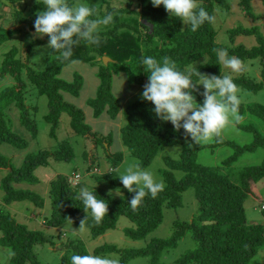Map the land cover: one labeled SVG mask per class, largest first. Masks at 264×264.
Returning a JSON list of instances; mask_svg holds the SVG:
<instances>
[{
  "label": "trees",
  "instance_id": "obj_1",
  "mask_svg": "<svg viewBox=\"0 0 264 264\" xmlns=\"http://www.w3.org/2000/svg\"><path fill=\"white\" fill-rule=\"evenodd\" d=\"M5 0H0L3 5ZM14 3L16 0H6ZM86 5L95 8L97 14L103 17L107 13L113 14V22L108 26H100L98 44L80 40L73 47V54L69 59L62 58L60 51L49 49V55L42 71H35L29 63V54L33 47L43 41H48V36L31 41L24 52V57H18V50L12 47L2 57L0 62V80L6 76L12 77L14 85L0 92V145L7 144L14 149H25L28 146L26 138L13 132L10 126L7 110L16 108L18 122L34 139L38 128L33 116L37 112L36 106L26 104L25 87L22 79L24 73L28 83L38 96L44 95L47 99V112L44 120L49 124V136L53 137L58 127L61 114L69 116V126L74 135L91 138L93 141L102 142L111 138V133L97 138L85 123L81 109L62 100L61 93L78 95L82 79L75 74L71 82L63 81L59 75L64 66L72 61L85 62L97 69L96 76L99 85L95 96L87 100V105L92 110L94 118L106 115L109 120L123 116L124 123L119 127V136L122 145L130 156L135 157L142 167H146L156 154L166 147L176 144L181 145L178 159L165 158L167 169L162 170L161 176L165 183L163 191L155 197L148 194L141 205L133 211L129 201L134 193L128 192L126 198L119 199L102 191L92 190L97 199H103L108 204V213L100 223H96L91 211L84 209L82 200L76 199L78 192L76 186H71L70 176L57 174L49 181L47 195L50 200V214L45 224L48 227H58L64 221L73 218L76 226L87 217L84 225L89 229L92 237H98L108 230L114 229L120 216H126L133 224V228H126L123 233L132 240H140L154 231L162 222L163 208H177L181 204V193L188 188L194 189L197 201V213L190 221H174L172 234L164 239L152 238L145 247L138 249H120L114 245H101L93 250L94 255H104L115 252L119 255L120 264H127L131 259L142 257L146 264H162V254L177 246L185 236L194 242V248L186 251L176 260L177 264H248L260 248H264V222L246 223L244 201L252 192L255 183L264 179V160L259 165L241 168L234 178L221 173L220 167L199 164L196 161L197 153L206 145L191 143L190 137L186 141L184 130H175L168 121H162L153 112L154 105L137 99L121 108L118 99L112 92V77L123 74L127 84L143 85L149 73L144 71L141 59L151 56L160 60L168 56L175 61L178 70L187 72L195 67L202 74L221 75L222 63L213 49H227L229 56L244 60L264 58V37L257 26H236L227 30L231 38L235 36H253L256 45L249 48L243 45L232 47L220 45L216 42V31L213 22L205 21L196 31L191 25L179 17L169 14L163 5L153 7L151 0H128L125 8L111 7L112 3L102 0L99 3L93 0H84ZM132 1H135V8ZM198 6L203 7L210 15L215 16V8L219 7L229 11L227 0H196ZM264 6V0H260ZM69 6L72 3L67 2ZM238 6L244 16L254 20L250 0H238ZM46 10L43 0L37 1L32 11L38 13ZM131 15L128 19L126 15ZM15 18L20 24V12L15 13ZM123 29V31H122ZM18 31L0 27V45L9 40ZM75 38V37H74ZM107 56L112 62L102 64L101 58ZM200 59L204 62L196 65ZM261 81H254L245 75L233 78L238 88L257 92L264 86V64L260 71ZM200 77L192 76V81L198 91H193L196 102L202 104L203 91L199 85ZM247 112L256 116L264 123V104L239 105L238 113ZM247 130L253 133L254 140L249 145L234 146L235 153L223 161V166H229L236 155L244 150H251L256 146L264 149V135H261L251 126ZM220 143L232 145L221 137H215L214 145ZM110 144V143H109ZM106 142L104 148L106 158L113 167L121 163L123 153L109 152ZM72 147L62 142L50 150H39L28 153L20 166L14 167L11 161L0 153V170L5 173L0 179L2 192L0 204L4 207L13 202L28 201L37 208H43L44 199L30 189L21 188L20 185H35L38 178L34 172L39 167H48L51 162H69L73 158ZM181 170L184 176L176 180L173 170ZM98 169H92V173ZM96 175L101 181L114 186H121L119 178L113 177L109 171ZM72 176V177H73ZM79 176V175H78ZM80 177V176H79ZM80 180V179H79ZM79 183V182H78ZM264 218V205L261 206ZM68 218V219H67ZM50 243L39 230L28 229L16 221L8 213L0 210V246L11 249L14 253L9 257L7 264H39L34 252L36 245ZM82 240L74 239L65 245V253L61 256L59 264H71L73 255H86ZM264 264V263H263Z\"/></svg>",
  "mask_w": 264,
  "mask_h": 264
},
{
  "label": "rangeland",
  "instance_id": "obj_2",
  "mask_svg": "<svg viewBox=\"0 0 264 264\" xmlns=\"http://www.w3.org/2000/svg\"><path fill=\"white\" fill-rule=\"evenodd\" d=\"M39 0H16L14 3H9L6 0L3 5H0V27L4 29L17 28L18 31L9 40L0 45V62L3 55L12 47L18 50V57L23 58L27 45L38 38H42L35 34L34 21L36 15L32 11L33 5ZM102 0H93L99 3ZM111 4V7L117 9L125 8L128 0H106ZM72 3V6L77 4H86L84 0H66ZM132 8H135V1ZM229 11H225L219 7L215 8V21L213 28L216 31V42L220 45L232 47L235 45H243L249 48L256 45L253 36H235L231 38L227 30L236 26L251 27L257 26L262 37H264V6L260 0H250L251 9L255 19L242 14L238 6V0H227ZM20 12L22 18L25 17L20 24L17 23L15 13ZM132 17L126 15L125 18ZM183 26L186 21H183ZM48 41H43L39 45L32 48L29 54V63L35 71H42L44 69L46 60L49 55ZM102 60V58H101ZM205 59H200L194 63V67ZM243 69L240 72H233L231 69L225 67L222 63L221 75H230L232 78L239 75H245L252 78L254 81H261L260 71L264 64L263 59L244 60ZM85 62L72 61L64 66L59 77L66 82H71L74 75L77 74L82 79V86L78 95L73 96L69 93H61L62 100L82 110L85 118V123L89 125L92 132H96L97 138L111 133V138L102 142L101 146L98 141H93L91 138H86L74 135L69 126V116L66 113L61 114L58 127L53 137L49 136V124L44 120V115L47 112V99L44 95L38 96L31 85L28 83L24 73L22 79L26 83L25 98L26 104L36 106L37 112L33 116L38 132L37 136L32 139L28 132L20 126L18 122V111L12 108L6 111L10 126L13 132L17 133L28 141V146L25 149H14L7 144L0 145V153L7 157L14 167L22 164L24 157L28 153H35L39 150H54L60 143H68L73 150V158L69 162H51L48 167H39L35 170L34 175L38 178V183L35 185H20L21 188L30 189L41 195L44 199L43 208H37L28 201L13 202L5 207L0 204V210L13 216L17 222L24 224L28 229L39 230L44 233V237L50 241L44 245H36L34 252L39 264H59L61 256L65 253V245L74 240L80 239L83 241L86 250L90 255L93 250L101 245H114L120 249H138L145 247L147 242L152 238L164 239L169 237L174 229V221L187 222L190 221L197 213V201L194 196V189L188 188L181 193V204L177 208H163V219L161 224L151 233L140 240H132L126 237L123 230L126 228H133L134 224L126 217L120 216L114 229L108 230L98 237H92L89 229L86 227H78L75 225L73 218L72 224L69 221H64L58 227H48L44 221L50 214V200L47 195L48 184L57 174L70 176L73 172L80 176L78 185L75 187L79 193L80 187H88L90 190L102 191L109 195V190H113V197L124 199L128 194V190L121 186H114L96 178L92 173V169H98L100 174L108 172L118 178V175L113 170L117 167L123 172L124 169L131 163L138 160L130 156L127 149L122 145L119 136V127L124 123L123 116H118L114 120H109L108 117L94 118L92 110L87 105V100L93 98L98 87L97 76L93 73V68ZM108 63V62H107ZM96 80V85L94 82ZM147 81L144 82V84ZM143 84V85H144ZM14 85V80L10 76H6L0 80V92ZM143 85H128L126 77L123 74H118L115 79H112V89L114 96L118 99L121 108L130 104L131 102L140 99L143 91ZM95 86V87H94ZM203 89V86L200 85ZM238 98L244 106L248 104H264V86L257 92H251L242 88H238ZM239 114V113H238ZM242 119L235 122L230 117V123L222 130L220 137L222 140L230 142L232 145L220 143L214 145L215 137L208 141H202L200 144L206 147L200 149L196 156V161L199 164L220 167L221 173L228 175L231 178L243 167L259 165L264 160V149L256 146L251 150H244L236 155L235 159L231 161L229 166H223V161L231 157L235 153L234 146L249 145L253 142V133L247 130L251 126L257 130L261 135H264V123L254 115L247 112L239 114ZM106 142L110 145L109 152L123 153V159L120 164L113 167L110 161L106 158L104 148ZM104 147V148H103ZM181 151V145L176 144L165 149L160 150L145 169L152 170L157 179L162 178L161 171L167 169L165 158L178 159ZM5 171L0 170V179ZM173 176L176 180L184 176L181 170H173ZM73 176V175H72ZM163 179V178H162ZM120 189L121 196H116L115 189ZM0 194L2 192L0 191ZM264 205V179L255 183L252 187V192L246 197L243 207L245 211L246 223H263L264 218L261 211V206ZM44 220V221H43ZM43 221V222H41ZM194 248V242L187 235L182 238L177 246L164 252L160 258L162 264H177L176 260L181 257L186 251ZM113 254H115L113 256ZM110 258L119 257L115 252H110L104 255ZM9 260L8 248L0 246V264H7ZM147 260L142 257L131 259L127 264H146ZM264 263V248H260L256 255L250 259L248 264H263Z\"/></svg>",
  "mask_w": 264,
  "mask_h": 264
},
{
  "label": "clouds",
  "instance_id": "obj_3",
  "mask_svg": "<svg viewBox=\"0 0 264 264\" xmlns=\"http://www.w3.org/2000/svg\"><path fill=\"white\" fill-rule=\"evenodd\" d=\"M3 1V0H2ZM46 10L40 11L34 21L35 34L47 35V47L60 51L62 58L69 59L73 54V47L80 40L98 44L100 26H108L113 22V14L107 13L103 17L97 14L95 8L86 4L69 6L66 0H43ZM153 7L163 5L165 10L176 17L187 21L192 31H196L208 21H215L203 7L198 6L196 0H151ZM123 31V29H122ZM75 37V38H74ZM223 65L233 72L243 69L240 58L229 56L227 49H213ZM107 57V56H106ZM111 60V59H110ZM109 63V62H108ZM144 71L149 73L147 82L143 85L141 99L154 105L153 112L162 121H168L177 131L184 130L186 141L190 137L191 143L208 141L213 137H220L222 130L230 123V117L239 122L242 117L238 114L241 103L238 98V86L230 75H209L200 73L197 68L181 72L175 61L164 56L157 60L151 56L141 59ZM200 77L199 85L203 91L202 104L196 102L193 91H198L192 76ZM125 189L134 193L129 201L133 211L141 205L144 197L151 194L155 197L165 188L162 178L157 179L154 172L145 169L140 162L129 164L123 172L117 167L113 170ZM93 174L100 175L99 171ZM116 196H121L120 189H115ZM113 195V190H109ZM76 199L82 200L85 211L90 210L94 221L98 224L108 213V204L103 199H97L96 194L88 187H80ZM68 219V218H67ZM87 217L80 221L84 225ZM70 225L72 220L68 219ZM11 249L8 256H13ZM115 254H113L114 256ZM71 264H120L119 258L95 255H73Z\"/></svg>",
  "mask_w": 264,
  "mask_h": 264
},
{
  "label": "built area",
  "instance_id": "obj_4",
  "mask_svg": "<svg viewBox=\"0 0 264 264\" xmlns=\"http://www.w3.org/2000/svg\"><path fill=\"white\" fill-rule=\"evenodd\" d=\"M94 172H96V171H94ZM79 179H80V177L78 175H74L73 177L72 176L69 177L68 181H69L71 186H76L79 182Z\"/></svg>",
  "mask_w": 264,
  "mask_h": 264
},
{
  "label": "crops",
  "instance_id": "obj_5",
  "mask_svg": "<svg viewBox=\"0 0 264 264\" xmlns=\"http://www.w3.org/2000/svg\"><path fill=\"white\" fill-rule=\"evenodd\" d=\"M74 62V61H73ZM78 62V61H77ZM81 63V62H80ZM83 64H86V63H83ZM91 66V65H90ZM91 68H93V73L96 75V71H97V69L95 68V66H91ZM116 76L117 75H114L113 77H112V79H115L116 78ZM98 79V78H97ZM94 82H95V85L98 83V85H99V80H98V82L96 83V80L94 79ZM95 87V86H94ZM112 92H113V89H112ZM120 117H121V115H119ZM104 117H106V115H103L102 117H100V118H104ZM118 118V117H117ZM1 195L2 194H0V198H1ZM44 221V220H43ZM43 221H41V222H43ZM44 223V222H43ZM24 225V224H23Z\"/></svg>",
  "mask_w": 264,
  "mask_h": 264
},
{
  "label": "water",
  "instance_id": "obj_6",
  "mask_svg": "<svg viewBox=\"0 0 264 264\" xmlns=\"http://www.w3.org/2000/svg\"><path fill=\"white\" fill-rule=\"evenodd\" d=\"M107 62H112V60H110V58L103 56L102 57V64L103 65H107Z\"/></svg>",
  "mask_w": 264,
  "mask_h": 264
}]
</instances>
